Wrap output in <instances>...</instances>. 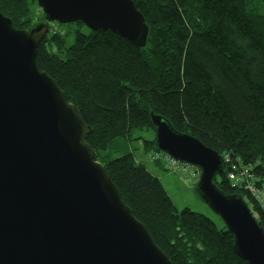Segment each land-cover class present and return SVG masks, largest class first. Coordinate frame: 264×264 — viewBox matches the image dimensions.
<instances>
[{
    "label": "trees",
    "instance_id": "16d2710c",
    "mask_svg": "<svg viewBox=\"0 0 264 264\" xmlns=\"http://www.w3.org/2000/svg\"><path fill=\"white\" fill-rule=\"evenodd\" d=\"M132 1L148 26L143 47L109 29L76 30L67 45L64 31L50 24L37 67L91 127L85 140L95 159L174 264H248L233 251L224 223L189 207L177 210L158 177L132 151H120L131 130H154L150 113L161 115L175 130L228 155L213 181L242 196L264 230L251 191L264 188V0ZM35 3L0 0V12L29 29L45 20ZM143 142V150L156 151L155 137ZM245 168L250 175L232 184L228 172Z\"/></svg>",
    "mask_w": 264,
    "mask_h": 264
},
{
    "label": "water",
    "instance_id": "95a60500",
    "mask_svg": "<svg viewBox=\"0 0 264 264\" xmlns=\"http://www.w3.org/2000/svg\"><path fill=\"white\" fill-rule=\"evenodd\" d=\"M26 29L0 12V264H174L121 199L86 142L91 127L36 64L49 24L82 22L143 47L148 26L132 0H36ZM155 148L199 170L196 190L233 235L235 254L264 264V230L246 201L213 181L224 156L150 113Z\"/></svg>",
    "mask_w": 264,
    "mask_h": 264
},
{
    "label": "rangeland",
    "instance_id": "374dc122",
    "mask_svg": "<svg viewBox=\"0 0 264 264\" xmlns=\"http://www.w3.org/2000/svg\"><path fill=\"white\" fill-rule=\"evenodd\" d=\"M33 9L37 16L42 15L41 9L37 3L33 5ZM57 23L58 22L53 21L50 24L64 31L63 38L67 45L73 42L76 30L81 32H87L88 30L84 24H77L74 22ZM154 137L155 131L153 129H133L129 134V138L123 141V149L120 152L124 150L132 151L135 159L141 161L151 174L158 177L177 210L189 207L192 210L208 216L220 226L223 223L220 216L204 202L196 190L198 179L188 180L182 172L167 169L166 160L163 157L157 160H153L150 157L151 154H161L160 151L150 149L151 151L149 150L148 152L142 149L144 144L143 139L150 140Z\"/></svg>",
    "mask_w": 264,
    "mask_h": 264
},
{
    "label": "built area",
    "instance_id": "2783aa9c",
    "mask_svg": "<svg viewBox=\"0 0 264 264\" xmlns=\"http://www.w3.org/2000/svg\"><path fill=\"white\" fill-rule=\"evenodd\" d=\"M53 27L56 28L55 26H53ZM56 29H58V28H56ZM150 157L153 160H157V159L163 157L166 160V166H167L166 168L167 169H170L172 171L182 172L186 176V179H188V180H197L199 177V170L196 167L189 165V164L180 163V162L174 160L173 158H171L170 156H168L167 154H165L164 152H161V154H158V155L151 154ZM223 158H224L226 163L229 162L228 155H225ZM234 174L236 176H234ZM241 174H244V175H241ZM249 175L250 174H249L248 168H245L241 173L239 170L237 173H235L234 171H229L227 174L228 178L233 181L232 184H236L238 182H243V176L248 177ZM250 186L254 187L251 184H250ZM261 190H263L262 194H258L257 191L255 190V188L251 189V191L255 194L256 198L259 199V202L261 204V209L264 213V188Z\"/></svg>",
    "mask_w": 264,
    "mask_h": 264
}]
</instances>
